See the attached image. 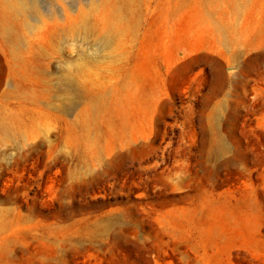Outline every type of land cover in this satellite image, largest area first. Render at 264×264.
I'll use <instances>...</instances> for the list:
<instances>
[{
    "label": "rangeland",
    "instance_id": "374dc122",
    "mask_svg": "<svg viewBox=\"0 0 264 264\" xmlns=\"http://www.w3.org/2000/svg\"><path fill=\"white\" fill-rule=\"evenodd\" d=\"M88 1L23 0L0 31V264H264V0L228 10L248 33L214 50L189 1L137 0L121 52L67 22ZM107 56L89 111L72 67Z\"/></svg>",
    "mask_w": 264,
    "mask_h": 264
},
{
    "label": "bare ground",
    "instance_id": "6f19581e",
    "mask_svg": "<svg viewBox=\"0 0 264 264\" xmlns=\"http://www.w3.org/2000/svg\"><path fill=\"white\" fill-rule=\"evenodd\" d=\"M176 4L170 9V16H174L176 11L184 5L187 1L192 4L191 16L193 25L197 28H202L200 32L204 36L202 45L209 50H214L219 47V45H233L236 42H240L242 38L247 35L246 29H241L238 35L235 37L230 31V19L228 17V10L236 11L241 6L245 4L242 0H175ZM137 0H89L83 8L77 12L75 17L67 18V22L71 26L81 25L85 27V22L90 20V31L94 34L95 38H101L104 35L106 40L111 38L116 41V50L122 51V37L130 31V23L132 22V12L131 9L136 5ZM23 0H0V31L4 36L12 33L15 34V29L20 27L19 16L22 13ZM220 9V10H219ZM264 18V11H263ZM129 21V23H128ZM68 24V25H69ZM130 24V25H129ZM264 25L263 21L257 26ZM199 28V29H200ZM16 42V40H15ZM5 55H3L6 80H12L15 78V74L19 72L21 66V59L19 57L18 47L11 44H6ZM111 56V55H110ZM109 61H104L103 58L97 57L93 60L95 63H91L89 69H84L81 64L75 65L73 68L76 76V83L81 87V92L77 94H72L74 98L82 100L87 110L98 111L101 106H103V91H101L102 86L96 80V73L99 70L110 71V80L115 79L119 75V71L113 66V62L109 56H107ZM106 58V59H107ZM79 62V61H78ZM72 66V65H71ZM73 72V73H74ZM134 72H136L134 74ZM142 77V72L140 69L137 71H131L124 74L122 77L123 81L119 88L113 89L115 91L126 89L130 85L136 86ZM66 89L62 90L63 92ZM112 90V89H111ZM18 95V94H17ZM35 98L33 93L26 94ZM44 99L48 95L44 94ZM41 99V97H40ZM39 99V100H40ZM38 100V99H36ZM8 128H2L3 134L9 133Z\"/></svg>",
    "mask_w": 264,
    "mask_h": 264
}]
</instances>
